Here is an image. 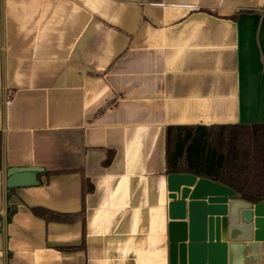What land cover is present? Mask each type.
<instances>
[{
    "label": "crops",
    "instance_id": "obj_1",
    "mask_svg": "<svg viewBox=\"0 0 264 264\" xmlns=\"http://www.w3.org/2000/svg\"><path fill=\"white\" fill-rule=\"evenodd\" d=\"M225 124H264V0H0V264H170L167 129ZM185 209L191 264H264Z\"/></svg>",
    "mask_w": 264,
    "mask_h": 264
},
{
    "label": "trees",
    "instance_id": "obj_2",
    "mask_svg": "<svg viewBox=\"0 0 264 264\" xmlns=\"http://www.w3.org/2000/svg\"><path fill=\"white\" fill-rule=\"evenodd\" d=\"M167 143L170 174L207 178L234 190L241 199L252 203L264 201V124L173 126L167 129ZM32 212L58 222L78 217L40 207L32 208ZM12 214L13 210H9L8 220Z\"/></svg>",
    "mask_w": 264,
    "mask_h": 264
},
{
    "label": "water",
    "instance_id": "obj_3",
    "mask_svg": "<svg viewBox=\"0 0 264 264\" xmlns=\"http://www.w3.org/2000/svg\"><path fill=\"white\" fill-rule=\"evenodd\" d=\"M39 166L8 167L6 186L9 189L37 186ZM169 261L170 264H191L192 226L187 237L186 207L188 218L194 216L198 206L206 209L207 235L204 241L212 243L264 241V201L252 203L235 198V191L207 178L192 174H169ZM187 199L189 200L187 202ZM190 241L187 245L184 242ZM217 244V245H218Z\"/></svg>",
    "mask_w": 264,
    "mask_h": 264
}]
</instances>
